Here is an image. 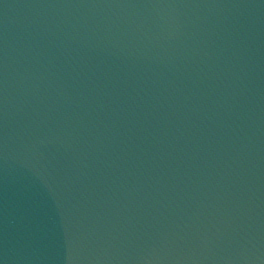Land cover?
Wrapping results in <instances>:
<instances>
[{
    "label": "water",
    "instance_id": "obj_1",
    "mask_svg": "<svg viewBox=\"0 0 264 264\" xmlns=\"http://www.w3.org/2000/svg\"><path fill=\"white\" fill-rule=\"evenodd\" d=\"M0 264H264V0H0Z\"/></svg>",
    "mask_w": 264,
    "mask_h": 264
}]
</instances>
